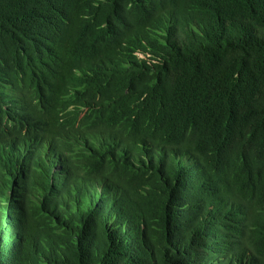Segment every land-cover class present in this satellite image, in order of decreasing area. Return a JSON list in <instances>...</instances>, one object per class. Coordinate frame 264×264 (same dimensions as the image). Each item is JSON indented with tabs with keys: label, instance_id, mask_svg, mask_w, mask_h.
<instances>
[{
	"label": "trees",
	"instance_id": "1",
	"mask_svg": "<svg viewBox=\"0 0 264 264\" xmlns=\"http://www.w3.org/2000/svg\"><path fill=\"white\" fill-rule=\"evenodd\" d=\"M0 264H264V0H0Z\"/></svg>",
	"mask_w": 264,
	"mask_h": 264
}]
</instances>
